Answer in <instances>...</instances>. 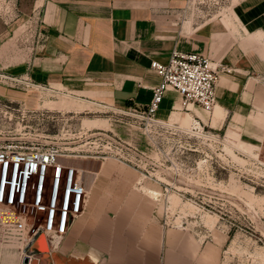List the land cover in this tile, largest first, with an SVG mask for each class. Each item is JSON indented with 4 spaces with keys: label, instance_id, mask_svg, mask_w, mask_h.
<instances>
[{
    "label": "crops",
    "instance_id": "obj_1",
    "mask_svg": "<svg viewBox=\"0 0 264 264\" xmlns=\"http://www.w3.org/2000/svg\"><path fill=\"white\" fill-rule=\"evenodd\" d=\"M12 1L20 13L12 23L0 17L1 75L77 99L145 110L162 80L153 59L166 61L174 50L208 55L215 66H226L214 109H184L180 94L168 90L155 116L173 124L185 116L192 131L208 126L264 163V0L222 1L221 12L207 19L189 16V0ZM228 9L231 17L223 12ZM29 22V60L8 62L19 55L6 43ZM89 158L73 163L89 192L69 231L44 242L28 230L31 214L24 228L0 223V264H26L27 254L38 264H219L213 241L165 225L157 209L161 191L153 193L139 169L114 157ZM33 243L50 250L38 253Z\"/></svg>",
    "mask_w": 264,
    "mask_h": 264
},
{
    "label": "rangeland",
    "instance_id": "obj_2",
    "mask_svg": "<svg viewBox=\"0 0 264 264\" xmlns=\"http://www.w3.org/2000/svg\"><path fill=\"white\" fill-rule=\"evenodd\" d=\"M222 1L226 0H189L188 14L198 19L215 16ZM12 8L0 4V17ZM223 12L232 15L231 9ZM27 25L18 26L6 43L7 50L19 55L8 62L29 60ZM28 80L0 74V136L54 143L70 149L66 151L73 155L67 161L76 164L122 145L124 150L136 148L148 158L143 161L150 170L142 175L144 182L161 191L157 209L165 225L190 229L202 241H213L220 249L219 264H264V163L252 149L227 143L223 133L208 126L202 130L217 137L194 132L185 116L174 120L185 126L168 121L161 127L145 118L144 110L77 99L66 90L40 89ZM50 176L48 171L46 189ZM157 176L164 184L155 180Z\"/></svg>",
    "mask_w": 264,
    "mask_h": 264
},
{
    "label": "built area",
    "instance_id": "obj_3",
    "mask_svg": "<svg viewBox=\"0 0 264 264\" xmlns=\"http://www.w3.org/2000/svg\"><path fill=\"white\" fill-rule=\"evenodd\" d=\"M2 3L14 6L11 11L3 14L5 22L19 16L20 9L16 2L0 0V4ZM39 19L37 16L36 21ZM30 29L31 24L28 25V31ZM151 66L162 76V80L153 88V96L147 109L143 111L145 118L161 127L168 126V121L155 116L168 90H175L180 94V104L184 109L189 110L192 105H199L207 111L214 109L218 101L216 85L225 65L215 66L208 55L174 50L166 61L153 59ZM124 147L122 145L120 150L104 151L100 156L114 157L136 167L142 175L148 174L150 170L143 165V161L148 160L147 156L136 148L126 146L127 150H124ZM66 150L70 149H63L54 143L35 144L0 136L2 225L24 228L25 218L31 214L35 217L28 226L32 235L44 231L50 240V235H63L69 231L74 220L84 211L89 187L79 168L67 161L73 153ZM48 171L51 176L46 189ZM154 178L158 183L164 184L160 177Z\"/></svg>",
    "mask_w": 264,
    "mask_h": 264
},
{
    "label": "water",
    "instance_id": "obj_4",
    "mask_svg": "<svg viewBox=\"0 0 264 264\" xmlns=\"http://www.w3.org/2000/svg\"><path fill=\"white\" fill-rule=\"evenodd\" d=\"M37 240H42V241H47V235L44 231L39 232L37 235ZM33 249L38 252V253H47L49 252L50 248L49 246H39V244L33 243L32 245ZM23 261L26 264H38L39 263V258L37 256L32 257L30 254L25 255Z\"/></svg>",
    "mask_w": 264,
    "mask_h": 264
},
{
    "label": "bare ground",
    "instance_id": "obj_5",
    "mask_svg": "<svg viewBox=\"0 0 264 264\" xmlns=\"http://www.w3.org/2000/svg\"><path fill=\"white\" fill-rule=\"evenodd\" d=\"M196 129H199V127H197ZM201 133H203L204 135H206V136H210V137H213V135H211V134H208V133H204V132H201ZM153 193H156L157 194V192L156 191H153V190H151Z\"/></svg>",
    "mask_w": 264,
    "mask_h": 264
}]
</instances>
